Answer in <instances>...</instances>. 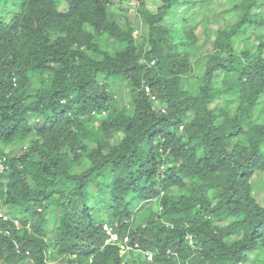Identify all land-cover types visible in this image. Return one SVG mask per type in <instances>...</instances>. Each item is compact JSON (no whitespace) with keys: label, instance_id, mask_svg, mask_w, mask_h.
I'll list each match as a JSON object with an SVG mask.
<instances>
[{"label":"trees","instance_id":"16d2710c","mask_svg":"<svg viewBox=\"0 0 264 264\" xmlns=\"http://www.w3.org/2000/svg\"><path fill=\"white\" fill-rule=\"evenodd\" d=\"M226 1L236 19L224 17L192 88L195 29L165 23L196 0L145 14L142 53L133 28L109 17L111 0H0V153L27 147L0 173V264H124L131 249L153 253L131 264L264 254V206L251 194L264 172V34L250 46L264 0ZM105 36L124 48L104 50ZM112 81L131 89L128 106ZM135 200L156 204L139 225Z\"/></svg>","mask_w":264,"mask_h":264},{"label":"rangeland","instance_id":"374dc122","mask_svg":"<svg viewBox=\"0 0 264 264\" xmlns=\"http://www.w3.org/2000/svg\"><path fill=\"white\" fill-rule=\"evenodd\" d=\"M226 2V0H196V3L193 6L186 4L180 5L178 7L177 14L167 17L165 24L169 28H173V30H175V34H179L180 29H195L197 35L195 45L186 46L187 49H190L194 54H196V59L193 63V71L190 74L189 79V84L192 88H195L196 84H198L197 77H199V75L201 76L205 71V61H201L202 58H200V56L204 55L205 52L211 49L215 33L225 21L224 17L227 14H231V19H236V12L232 10V5ZM160 4V0H144L143 2L135 0H111L108 7V15L111 19L117 20L122 27L128 28V26H131L133 28L138 41V48L142 53L145 50L148 41V25L145 22L144 15L148 13H156ZM262 34L264 33L261 29L253 28L254 36L250 43L253 52L257 50L258 45V42L254 39V37ZM98 42H100L104 50H109L112 54H115L124 48V44L115 42L107 36H105V38H100ZM242 45V41H239L237 44L239 49L242 48ZM98 57L100 58V55H98ZM110 85L111 88L115 90V100L117 106H128L131 100V89L125 83H118L117 81H112ZM217 106H219V103ZM156 107H158V102L156 103ZM105 116L106 115L104 114L102 115V117ZM188 119H191V116H189ZM258 119L261 122L264 121V115L259 113ZM97 122V120H89L87 126L92 127L95 123L99 124ZM31 138H33V135L29 136V140ZM121 138L122 136L116 137L117 140H120ZM26 148L25 139L15 140L8 144H1L2 150L0 153V159L2 157L8 161L9 155L19 157L23 154L22 150ZM87 163L88 162L85 161L79 167H75L76 171L81 172L86 170ZM251 186L252 196L264 206V172H256L253 175L251 179ZM155 205V203L150 204L148 202L135 200L132 205L134 208V224L139 225L144 223ZM49 214L50 211L47 215ZM13 222L14 224L20 225L19 221L15 218H13ZM105 226L111 228L110 223L105 224ZM187 238L192 244L193 237L189 235ZM125 246V244L121 245V251L125 248ZM124 253L125 252H122V255ZM139 257H141L142 260L146 259L148 261L149 259L147 251L131 249L130 252L124 256V262L131 264ZM60 264H67V259L63 260V262L60 261ZM228 264H264V254L256 251L254 254L247 257L245 261H236Z\"/></svg>","mask_w":264,"mask_h":264},{"label":"built area","instance_id":"2783aa9c","mask_svg":"<svg viewBox=\"0 0 264 264\" xmlns=\"http://www.w3.org/2000/svg\"><path fill=\"white\" fill-rule=\"evenodd\" d=\"M149 90V89H148ZM6 168H8V165H7V162H6V159H4V160H0V173H2ZM2 216H3V214H2ZM105 229H106V231H107V234H109L110 235V238H109V240H108V242H113V243H116L118 240H119V237H118V235L117 234H115L113 231H112V229L111 228H108V226H105ZM130 247H128V249H129ZM126 251H127V249H126V247L125 248H123V250L121 251V253L122 252H125L126 253ZM124 253V254H125ZM147 256H148V258L149 259H153V253L150 251H147ZM148 259V260H149ZM124 264H127L126 262L124 263Z\"/></svg>","mask_w":264,"mask_h":264},{"label":"clouds","instance_id":"9594fccd","mask_svg":"<svg viewBox=\"0 0 264 264\" xmlns=\"http://www.w3.org/2000/svg\"><path fill=\"white\" fill-rule=\"evenodd\" d=\"M7 162V161H6Z\"/></svg>","mask_w":264,"mask_h":264}]
</instances>
